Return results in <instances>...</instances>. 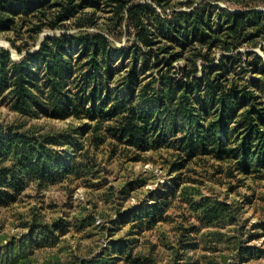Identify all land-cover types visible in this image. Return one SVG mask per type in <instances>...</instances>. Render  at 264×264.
Listing matches in <instances>:
<instances>
[{
    "label": "trees",
    "instance_id": "obj_1",
    "mask_svg": "<svg viewBox=\"0 0 264 264\" xmlns=\"http://www.w3.org/2000/svg\"><path fill=\"white\" fill-rule=\"evenodd\" d=\"M113 1L105 28L115 38L121 29L132 31L127 47H117L102 31L80 29L94 23L100 0H0V33L30 25L33 45L43 28L64 29L44 37L34 51L12 40L19 61L0 49V93L8 90L12 107L22 113L39 108L55 118L87 119L76 127L81 140L66 163L49 141L0 134L1 156L11 159L0 169V205L25 185L16 174L28 172L44 183L52 166L74 175L88 171L94 151L108 139L135 161L147 152H172L174 188L188 163L202 157L230 176L264 172V0H222L224 6L219 0H153L161 13L147 1ZM244 45L259 46L263 55L237 51ZM176 60L183 61L177 69ZM155 69L157 75L147 73ZM83 158L89 162L82 164ZM214 206L206 203L205 218L219 217L223 205ZM153 207L148 210L155 218ZM22 246L2 247L0 264H29L27 255L17 257L26 254Z\"/></svg>",
    "mask_w": 264,
    "mask_h": 264
},
{
    "label": "rangeland",
    "instance_id": "obj_2",
    "mask_svg": "<svg viewBox=\"0 0 264 264\" xmlns=\"http://www.w3.org/2000/svg\"><path fill=\"white\" fill-rule=\"evenodd\" d=\"M145 1L161 13L153 0L129 3ZM100 2L93 12L94 23L80 29L102 31L117 47H127L134 33L121 29L115 38L106 30L115 2ZM218 3L225 5L222 0ZM86 11L91 13L90 8ZM29 28L26 25L17 32L0 33V49L9 50L14 61L22 54L12 40L15 45L29 43L34 51L44 37L64 32L43 28L31 45ZM248 50L263 55L259 46L237 49ZM182 65V60L172 64L175 69ZM147 73L157 75V69ZM86 121L55 118L39 108L22 113L12 107L8 90L0 93L1 136L19 132L41 143L49 141L47 145L63 163L69 161L75 143L81 140L76 127ZM114 146L116 151L112 152ZM124 149L106 140L94 151L91 169L81 170L78 176L55 166L45 175L44 183L28 172L16 174L25 185L11 203L0 205V250L8 243L15 249L21 244L26 254L17 257L27 255L29 264H264V172L247 178L230 176L226 170L217 172L216 161L202 157L188 163L182 170V183L174 188L178 171L169 170L175 159L172 152H147L135 161ZM1 155L0 169L10 167L11 159ZM88 162L81 159L82 164ZM12 175L9 173V178ZM166 187L170 191H165ZM182 187H187L186 192ZM216 202L223 205L217 208L219 217L205 218L203 207L206 203L216 207ZM150 205L156 208L155 218L150 216Z\"/></svg>",
    "mask_w": 264,
    "mask_h": 264
}]
</instances>
